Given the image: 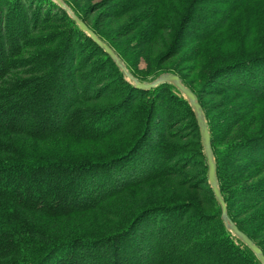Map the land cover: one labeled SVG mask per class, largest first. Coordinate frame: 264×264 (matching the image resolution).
Returning a JSON list of instances; mask_svg holds the SVG:
<instances>
[{"label": "trees", "instance_id": "16d2710c", "mask_svg": "<svg viewBox=\"0 0 264 264\" xmlns=\"http://www.w3.org/2000/svg\"><path fill=\"white\" fill-rule=\"evenodd\" d=\"M62 1L103 41L90 12ZM259 2L99 0L92 12L130 36L142 29L135 47L162 62L181 46L210 41L231 15ZM104 41L141 82L176 73L141 77ZM252 48L220 62L206 44L194 59L204 56L200 90L176 74L205 112L228 215L264 253L230 205L264 204L263 187H240L246 174L264 172V47ZM206 99L224 110L218 133ZM68 139L107 147L108 156L76 160L60 147ZM221 215L195 114L174 85L136 88L53 0H0V264H261ZM258 215L264 222V211Z\"/></svg>", "mask_w": 264, "mask_h": 264}, {"label": "rangeland", "instance_id": "374dc122", "mask_svg": "<svg viewBox=\"0 0 264 264\" xmlns=\"http://www.w3.org/2000/svg\"><path fill=\"white\" fill-rule=\"evenodd\" d=\"M66 1L81 16H84L83 14H87L88 12H90L89 17L92 18V22H89V25L91 27L97 28L98 32L104 37L103 42L105 43L104 40H106L107 42L112 44L115 49H117L120 58L123 59V61H125L129 65L131 70H133L137 75L141 77L150 78L153 76L155 71H172L184 76L187 84L192 85L194 88L200 90L201 86L205 82V74H207V72H202V69L200 68L202 67L200 62L204 61V56H201L203 57V59L201 58L197 62L194 59L197 52H200V54L203 53L206 44H209L208 54H216L217 52L220 53L222 57V59L221 57L219 58L220 62H226L230 59H234L238 55V51L240 50H244V52H249L248 49L253 47L251 49V52H257L259 49L264 47V2L254 3L252 6L248 7L249 9L246 8L245 10L240 11L237 14L231 15L229 23L225 25V28H223L222 31L218 34L219 36L217 35L213 37L210 41L203 44L186 45V47L181 46V48L177 49L175 52L177 56L167 59L166 61L158 62V57L155 55L154 52L151 53L150 49L146 52H143L135 47V39H138L142 29L130 36L126 33L131 29L124 28V26L120 24L119 21H108L105 23L100 19L101 16L99 11H96L94 13L92 12L94 3H97V1L99 0ZM211 1L215 2V0ZM213 5L214 6H212V8H215V4ZM95 8L96 7H94V9ZM52 14L56 18L62 20V15H60L59 13L52 12ZM208 15L209 14H206L204 16L207 17ZM63 23L61 22L59 23V25H65ZM195 28L196 25L194 23L189 24L187 30L184 33V38H182L183 42L187 43L189 41ZM248 43L252 44V47L247 46L246 44ZM217 57L219 56L216 55L215 58ZM219 60L217 63H220ZM224 99L225 98L221 100L215 99V101L218 103V107L221 105V103H223ZM205 102L206 107L209 110V117L213 121L214 127L218 133V131L220 130V123L222 125L226 124L225 122H222L220 120L221 115L224 114V110H219L216 109L217 107L215 108L214 106H212L215 105L214 101V104L212 105L209 102V99H206ZM241 104L242 102H239L237 105L241 106ZM259 110H261V113L259 114H263L262 117H264V107H260ZM251 114H248L246 116L245 122H249V120L252 119L254 114ZM216 115H218L219 118ZM186 125H188L187 127L189 128V135H194L193 128L191 129L190 124L187 123ZM240 128L242 127L239 126L236 129L238 133H241L242 131L246 133L252 130H250V127H245L244 130ZM188 142H190L189 144L193 143L192 137L188 139ZM60 147L63 148L65 152H67L72 158L76 160L83 158L87 160L101 159L105 156H108V153L105 150L107 147L105 148L104 146L99 147L89 145L77 139L64 140ZM190 157V155H187L183 156L182 158L185 159L187 163H193L194 161H196V159L191 160ZM198 161H200V164H202V160L200 158H198ZM192 175L194 174L191 171L187 173V177L189 178ZM189 186H186V188L190 189ZM240 187L264 188V172L262 173L258 171H251L250 173L246 174ZM230 203L231 211L233 215L237 217L236 219L239 223H241L243 229L249 234L255 236L256 239L264 247V222L257 221V216H259L258 213L264 211V204L253 207L248 205L244 201L239 202V200H235L234 198L231 200Z\"/></svg>", "mask_w": 264, "mask_h": 264}, {"label": "water", "instance_id": "95a60500", "mask_svg": "<svg viewBox=\"0 0 264 264\" xmlns=\"http://www.w3.org/2000/svg\"><path fill=\"white\" fill-rule=\"evenodd\" d=\"M53 1H55L59 5V7L64 9L69 14V16L76 21L80 29L83 32H85L100 48L103 49L105 53H107L111 57V59L123 71L127 80L131 81L136 88L141 90H148L155 88L163 83H170L174 85L182 93L184 98L188 101L197 120L201 144L203 147L204 155L207 159L208 183L213 191V194L217 202L221 207V211H222L221 218L226 228L231 232V234L235 236L237 239H239L246 247H248L254 253V255L261 264H264V253L262 249L252 239H250L247 234L241 231L228 215L227 205L222 195L220 189V183L217 176V165H216L215 155L212 149L211 135H210L208 121L205 112L203 110V107L201 106L198 100L197 95L190 88L184 85L182 79L174 73H164L151 82L139 81L132 74H130L125 64L118 58L114 50L110 48L102 40H100L99 37L91 29H89L88 26L82 20H80L62 0H53Z\"/></svg>", "mask_w": 264, "mask_h": 264}]
</instances>
